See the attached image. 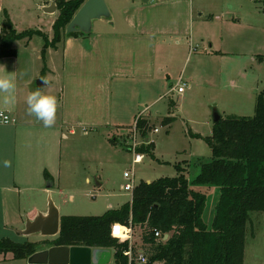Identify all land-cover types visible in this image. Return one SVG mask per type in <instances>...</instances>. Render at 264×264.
Wrapping results in <instances>:
<instances>
[{"label": "rangeland", "instance_id": "374dc122", "mask_svg": "<svg viewBox=\"0 0 264 264\" xmlns=\"http://www.w3.org/2000/svg\"><path fill=\"white\" fill-rule=\"evenodd\" d=\"M48 1L52 0H31L29 11L17 12L14 20L18 32L32 36L31 39L25 37L15 41L19 42L22 71L36 67L38 78L42 73L43 78L47 75L46 70L43 71L46 59L58 62L60 56V53L53 52L49 55L46 53L45 60L42 58L47 39L52 41L54 38L53 26L60 12L57 9L54 15L44 13L42 5ZM204 1L207 2L204 16L209 23L202 29L210 42L207 39L205 42L199 41L197 46L194 41L196 49L187 59L172 64V79L164 84L166 87H159L167 93L156 104L148 110L142 104L138 112L136 110V117L128 115L125 121L129 126L88 130L77 128L75 134L64 130L68 138L62 139V170L53 178L54 186L50 187L60 215L98 216L104 214L109 205L118 208L130 202L131 193L122 189V185L126 183L124 173L133 167L136 183L176 176L175 165L181 168L187 166L188 178L194 179L200 171L198 160L212 158L206 137L213 130L214 110L217 109L224 118L255 114L259 95L264 97V0ZM106 2L114 11L113 0ZM25 42L30 43L29 46L20 47ZM210 44L215 47L214 51L216 47L222 50L216 54L210 49ZM205 48L212 53L209 55ZM202 71L207 81L201 84L198 81ZM181 72H184L181 82L186 84L185 93L176 91L169 94V83L174 82L175 85ZM43 92L54 95L58 100L57 82H50ZM117 95L118 91H115V102ZM148 116L152 127L147 134L150 141L146 142L137 128V121L140 117L145 119ZM167 116L174 118L170 126L165 122L164 117ZM156 128L159 132H155ZM134 133H137L136 141L139 143L137 152L139 147L148 148L149 143L154 141L155 157L143 153V161L133 164L135 153L129 147L133 143ZM187 160L189 165H186ZM199 190L208 196L210 208L206 213H213V207L219 200L218 187L199 186ZM48 198L49 194L34 192V205L41 209L39 211L48 210ZM210 219L207 215V222ZM8 233L16 241L36 242L40 249L53 246L51 242L56 238L37 233L29 237ZM143 235L144 229L137 228V242L149 250L151 246L143 243ZM109 251L97 264H116L114 250ZM244 264H264V212H252L251 220L247 223Z\"/></svg>", "mask_w": 264, "mask_h": 264}, {"label": "crops", "instance_id": "0c3cea01", "mask_svg": "<svg viewBox=\"0 0 264 264\" xmlns=\"http://www.w3.org/2000/svg\"><path fill=\"white\" fill-rule=\"evenodd\" d=\"M30 2L0 0V32L5 13L15 25V14L27 13ZM113 4L115 9L109 7V17L93 21L89 35L66 33L56 47L46 50L47 55L60 53L58 62L46 59L43 71L47 75L40 76L45 81L42 91L50 82H57L59 86L58 117L52 127H44L28 113L26 97L37 89L34 84L38 71L36 67L22 71L19 42L14 44L15 56L0 58V75L9 76L15 83L14 91L0 92V111L10 113L16 120L11 124L0 122V239L8 237L11 234L8 232L19 233L27 218H34L41 210L34 205V192L48 195L52 191L54 182L45 184V172L54 178L62 170V139L68 138L64 130L75 134L77 128L129 126L125 121L128 115L136 117V110L142 104L148 110L167 93L159 87H166L164 84L172 79V64L187 59L196 49L194 41L199 46V41L205 42L208 38L202 29L209 23L204 16L207 4L204 0H149L147 3L113 0ZM29 44L25 42L20 47L27 48ZM209 47L215 48L213 44ZM216 48L213 51L218 54L222 49ZM205 51L212 53L209 48ZM183 73L175 85L169 83V94H175L183 81ZM199 80L201 84L207 81L203 71ZM115 91H118L116 102ZM217 203L209 214L207 203L204 214L207 224L213 222ZM207 215L211 217L210 222L206 220ZM27 259L14 258L9 253L0 258V264H28Z\"/></svg>", "mask_w": 264, "mask_h": 264}, {"label": "trees", "instance_id": "16d2710c", "mask_svg": "<svg viewBox=\"0 0 264 264\" xmlns=\"http://www.w3.org/2000/svg\"><path fill=\"white\" fill-rule=\"evenodd\" d=\"M85 1L56 0L60 12L53 26L54 38L47 39L42 49L43 60L48 47H56L62 40L68 23ZM79 34L83 33H69ZM25 37L31 39L32 36L18 32L5 13L0 32V58L16 55L15 41ZM173 119L166 117V124H171ZM151 127L146 119H138L137 128L146 142L150 141L147 134ZM206 142L212 158L199 160L200 171L193 180L187 176V166L175 165L176 176L161 177L150 183L142 180L135 187L131 201L118 208H110L98 216L62 215L60 232L52 245L113 249L117 263L126 264L123 249L128 243L114 238L111 230L115 222L132 221L144 229V243L151 245L147 264H244L247 223L252 212H264L263 95L258 97L253 116L223 117L213 125ZM149 145L139 147L138 152L155 157V145L153 142ZM186 165H189L188 160ZM45 178L47 183H52L48 172ZM199 186L219 189L211 225L204 218L208 196ZM155 230L168 233L169 238L157 242ZM38 250L41 249L36 242L0 239V258L11 253L14 258L27 259Z\"/></svg>", "mask_w": 264, "mask_h": 264}, {"label": "water", "instance_id": "95a60500", "mask_svg": "<svg viewBox=\"0 0 264 264\" xmlns=\"http://www.w3.org/2000/svg\"><path fill=\"white\" fill-rule=\"evenodd\" d=\"M142 1L149 2V0ZM57 9L58 6L55 1L42 8L48 14L55 13ZM110 15L111 12L106 0H86L68 23L66 33L82 32L89 35L94 20L102 17L107 18ZM44 84L43 78L36 80L37 88L41 89ZM222 118L220 112L215 109L213 114L214 124L220 122ZM147 182L150 183L151 181ZM48 204L47 211H38L34 218H27L25 227L19 230V233L24 236H30L33 233L42 236H57L60 232L61 215L51 192L49 193ZM107 252L110 253L109 249L106 248H92L82 245H53L34 252L27 260L28 264H97L104 259Z\"/></svg>", "mask_w": 264, "mask_h": 264}, {"label": "built area", "instance_id": "2783aa9c", "mask_svg": "<svg viewBox=\"0 0 264 264\" xmlns=\"http://www.w3.org/2000/svg\"><path fill=\"white\" fill-rule=\"evenodd\" d=\"M185 83H181L177 86V91L179 93H182L184 91ZM175 90V89H174ZM16 120L13 116H11L10 113L6 111H0V122L4 124H11L14 123ZM155 131H158V128L155 129ZM136 134L134 133L132 138V145L131 150L135 153V156L133 158V164H137L143 161L144 154L137 152V147L139 146V143L136 141ZM124 176L126 178V183L122 185V189L125 191H128L131 193V196H133V192L135 190V187L138 185V183L135 182V171L134 167L131 170H128L124 173ZM142 228L141 226H135L132 221L129 223H121V222H115L112 225V236L114 238H117L121 242L128 243V247L126 249H123V255L127 258L126 264H147L150 260V248L149 250L144 248V245L139 244L137 242L136 238V229ZM169 234L162 233L160 230H155V237L157 242H164L166 240V236ZM143 238V236H142ZM167 238V239H168ZM144 243V240H143ZM151 246V245H150ZM115 256V252H114ZM116 264H123V263H117Z\"/></svg>", "mask_w": 264, "mask_h": 264}, {"label": "clouds", "instance_id": "9594fccd", "mask_svg": "<svg viewBox=\"0 0 264 264\" xmlns=\"http://www.w3.org/2000/svg\"><path fill=\"white\" fill-rule=\"evenodd\" d=\"M15 83L7 75H0V92L10 93L14 91ZM29 115H34L43 126L52 127L56 121L57 99L54 95L46 94L40 88L32 91L26 97ZM7 165V162H5Z\"/></svg>", "mask_w": 264, "mask_h": 264}]
</instances>
